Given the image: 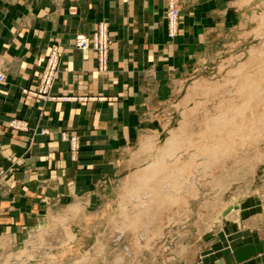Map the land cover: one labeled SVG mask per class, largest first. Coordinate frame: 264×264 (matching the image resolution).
Returning a JSON list of instances; mask_svg holds the SVG:
<instances>
[{"label":"rangeland","instance_id":"rangeland-1","mask_svg":"<svg viewBox=\"0 0 264 264\" xmlns=\"http://www.w3.org/2000/svg\"><path fill=\"white\" fill-rule=\"evenodd\" d=\"M174 1L175 37L167 6L164 46L131 64L144 104L130 153L105 158L69 235L61 223L39 233L29 264H264V0ZM99 24L109 63L116 26L103 19L90 36ZM66 137L75 160L78 138ZM63 240L66 252H49Z\"/></svg>","mask_w":264,"mask_h":264},{"label":"crops","instance_id":"crops-1","mask_svg":"<svg viewBox=\"0 0 264 264\" xmlns=\"http://www.w3.org/2000/svg\"><path fill=\"white\" fill-rule=\"evenodd\" d=\"M166 2L0 0V71L5 75L0 84V264H29L30 253L40 250L37 235L54 236L55 224L63 226L62 236L69 235L76 218L70 209L90 200L83 192L102 175L105 158L130 153L136 104H144L131 64L155 59L157 44L164 46L160 18ZM103 19L116 26L111 75L105 80L94 71L93 49L74 46L75 36H90ZM133 31H139L137 39ZM52 45L59 48L60 69L41 99L31 93ZM13 121L26 130L11 128ZM63 135L78 138L75 160ZM62 242L47 249L64 253L69 243ZM14 254L25 260L16 262Z\"/></svg>","mask_w":264,"mask_h":264},{"label":"built area","instance_id":"built-area-1","mask_svg":"<svg viewBox=\"0 0 264 264\" xmlns=\"http://www.w3.org/2000/svg\"><path fill=\"white\" fill-rule=\"evenodd\" d=\"M168 6V18H169V28L168 33L169 37L173 38L176 35L177 31V17L178 13L175 8L174 0H167ZM75 47L77 50L85 51L89 47H92L95 51L97 70L100 73L107 72L108 68V39L106 34V26L104 24L97 25L95 33L91 36L85 35H77L74 41ZM91 44V45H90ZM59 58L60 51L57 46H52L49 48L46 66L41 74V83L39 88L36 91H33L31 94L36 96L37 98L47 97L50 89L52 88L54 80L57 78L58 69H59ZM5 82V77L0 73V84ZM26 92V91H24ZM11 128L16 130H26V126L24 123L13 121L10 123ZM42 133H45L43 131ZM63 140H66L72 145L71 138H67L65 135L62 136ZM74 141V140H73ZM75 143V142H74ZM73 143V144H74ZM72 146H75L72 145Z\"/></svg>","mask_w":264,"mask_h":264},{"label":"bare ground","instance_id":"bare-ground-1","mask_svg":"<svg viewBox=\"0 0 264 264\" xmlns=\"http://www.w3.org/2000/svg\"><path fill=\"white\" fill-rule=\"evenodd\" d=\"M74 41H75V39H74ZM74 46H75V44H74ZM76 48V47H75ZM90 48V47H89ZM92 48V47H91ZM93 49V48H92ZM80 51V50H79ZM94 51V50H93ZM95 52V51H94ZM56 80V79H55ZM55 80H54V82H55ZM54 82H53V84H54ZM52 87H53V85H52ZM228 121V120H227ZM224 123V122H223ZM225 124V123H224ZM226 127V126H225ZM222 130V129H221ZM212 131V130H211ZM215 131V130H214ZM224 131V130H223ZM171 144H173V143H171ZM175 144V143H174ZM171 147H173V145L171 146ZM172 150V149H171ZM166 151H167V148H166V150L164 151V153H165V155H166ZM172 151H174V150H172ZM160 167V166H159ZM162 167V166H161ZM151 172V171H150ZM185 186V185H184Z\"/></svg>","mask_w":264,"mask_h":264}]
</instances>
